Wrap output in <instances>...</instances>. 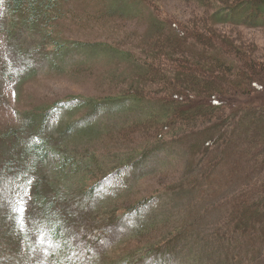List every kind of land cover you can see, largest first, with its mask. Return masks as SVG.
I'll list each match as a JSON object with an SVG mask.
<instances>
[{"label":"rangeland","instance_id":"rangeland-1","mask_svg":"<svg viewBox=\"0 0 264 264\" xmlns=\"http://www.w3.org/2000/svg\"><path fill=\"white\" fill-rule=\"evenodd\" d=\"M199 1L36 0L33 16L0 0V264H264L249 250L253 236L227 222L238 185H191V148L137 151L159 127L131 133L149 106L103 105L137 72L121 51L147 60L142 46L152 50L163 21L213 28L264 57V29L219 22L217 2ZM41 134L46 160L31 150ZM131 156L142 162L121 168ZM55 200L67 219L58 240L44 210Z\"/></svg>","mask_w":264,"mask_h":264},{"label":"trees","instance_id":"trees-1","mask_svg":"<svg viewBox=\"0 0 264 264\" xmlns=\"http://www.w3.org/2000/svg\"><path fill=\"white\" fill-rule=\"evenodd\" d=\"M214 2L218 4L219 22L264 29V0H200L197 4L213 9ZM13 7L31 15H37L41 9L36 0H13ZM39 11L42 13V9ZM170 24L175 30L167 33ZM170 24L163 21L162 34L151 37L152 50L142 46L143 55H149L147 60L138 58L135 50L121 51L126 60L138 62L137 72L122 76L127 83L122 93L111 95L103 105L132 102L134 106H149V115L132 125L131 133L142 123L148 131L149 124L159 127L155 137L153 133H143L150 140L137 151L149 156L162 147L191 148L193 169L188 172L191 185L196 187L207 181L209 191L217 190V193L224 187L238 185L228 198L232 207L227 222L236 233L253 236L249 250L253 259L261 258L264 254V250L260 252L264 245V100L256 99L255 93L264 92V57H257L229 38L226 40L213 28L208 34L194 25ZM152 84H163L165 89L151 88ZM47 127L48 118L42 127L43 134ZM128 134L127 129L122 135L126 142ZM175 136L181 139L173 142ZM39 141L31 150L37 152L38 160H46L51 153L50 141L43 135ZM132 158H127L120 167L142 162ZM152 199H145L141 206L150 204ZM208 200L205 202L209 203ZM45 204V221L53 228L57 240L63 239L67 219L56 213L61 208L59 200ZM258 244L261 248H257Z\"/></svg>","mask_w":264,"mask_h":264}]
</instances>
